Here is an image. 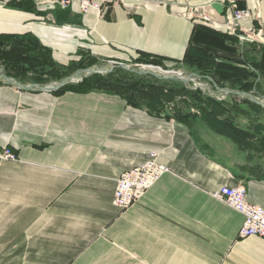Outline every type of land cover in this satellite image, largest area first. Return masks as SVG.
Returning <instances> with one entry per match:
<instances>
[{
	"label": "crops",
	"instance_id": "0c3cea01",
	"mask_svg": "<svg viewBox=\"0 0 264 264\" xmlns=\"http://www.w3.org/2000/svg\"><path fill=\"white\" fill-rule=\"evenodd\" d=\"M140 1L102 14L81 10L78 0L67 8L0 0V33L32 34L61 64L96 56L138 65L126 63L137 50L182 58L194 24L176 13L186 3H211L218 14L227 7L226 0L124 7ZM237 5L256 15L241 24L264 35V0ZM2 75L0 147L18 160L0 164V264H264V241L238 238L242 214L214 196L242 185L247 201L264 209V169L251 166L255 156L199 119L183 122L104 91L54 94L59 84L44 89ZM212 86L218 99L264 102ZM151 152L167 172L132 206H114L117 177Z\"/></svg>",
	"mask_w": 264,
	"mask_h": 264
},
{
	"label": "trees",
	"instance_id": "16d2710c",
	"mask_svg": "<svg viewBox=\"0 0 264 264\" xmlns=\"http://www.w3.org/2000/svg\"><path fill=\"white\" fill-rule=\"evenodd\" d=\"M27 1L30 0H9L8 4L25 6ZM110 6L109 3L104 5L101 13L109 10ZM193 23L181 59L137 50L126 63L152 64L165 69L185 67L218 88L228 87L246 94L264 96V45L254 42L244 47V44H239L236 35L223 28ZM100 61V57L83 56L61 64L54 60L50 49L40 44L32 34L0 33L2 71L6 77L20 82L44 84L48 81H62L76 71L90 68ZM66 91H104L121 96L131 105H150L145 99L163 97L169 100L179 97L178 102L183 107L167 112V117L183 122L202 120L211 130L230 139L239 149L255 154L264 152V106L251 98L237 99L228 95L218 99L199 89L189 90L170 78L138 74L121 67L78 77L53 92L61 94ZM238 117L246 120L245 126L238 124Z\"/></svg>",
	"mask_w": 264,
	"mask_h": 264
},
{
	"label": "built area",
	"instance_id": "2783aa9c",
	"mask_svg": "<svg viewBox=\"0 0 264 264\" xmlns=\"http://www.w3.org/2000/svg\"><path fill=\"white\" fill-rule=\"evenodd\" d=\"M9 0H2L6 3ZM40 1V0H37ZM74 0H50L51 3L61 8H67ZM238 0H226V12L218 14L211 3L202 5H191L186 3L176 13L193 22H200L214 28H223L228 33L237 36L239 44L258 43L264 45V35L254 26L244 27L241 20L256 17L248 8H239ZM81 10L93 8L101 12L104 5H123V0H78ZM160 1L141 0L137 4L125 5L128 10H136L139 7L151 8ZM16 153L8 146L0 147V164L2 161H17ZM168 167L156 161V153L151 152L149 159L129 170L124 171L116 179V187L113 194L112 204L118 208L126 209L132 206L146 190L153 185L159 177L167 172ZM214 196L232 207L243 216V221L237 231L240 239L255 236L264 241V209L252 204L246 199V190L242 185L234 187L224 185L215 192Z\"/></svg>",
	"mask_w": 264,
	"mask_h": 264
},
{
	"label": "rangeland",
	"instance_id": "374dc122",
	"mask_svg": "<svg viewBox=\"0 0 264 264\" xmlns=\"http://www.w3.org/2000/svg\"><path fill=\"white\" fill-rule=\"evenodd\" d=\"M147 65H152V64H138V65H128L129 69L135 73L138 74H153L157 77H162V78H166L163 77L165 75V73L163 71H176L179 72L184 78L187 77L188 80L183 81L179 78H175L172 77V74H168L167 78H170L172 80H176L178 82H180L181 85L186 86L189 90H194V89H199L201 90V92H203L206 95H210L216 98L215 95L216 94L215 90L213 89V86L211 84V82L208 79H204V78H199L195 73H193L191 70L186 69L184 67L183 70H179L177 67H170L168 69L162 68L161 66H157V65H153V66H157L159 67L161 70L159 69H155V68H149L146 67ZM1 64H0V74H4L1 68ZM90 68H110V63L109 62H98L97 64L93 65ZM105 73V72H103ZM87 72H82L79 77L85 76L87 75ZM73 75V74H71ZM13 79V78H12ZM1 80V79H0ZM15 81H18L16 79H14ZM20 82V81H18ZM25 82H29V81H25ZM22 82V83H25ZM61 81H48L44 84H39L41 86H56L57 84H59ZM67 82H72V81H67ZM179 97H176L175 99L171 98L169 100H167L166 98L160 97V98H154V99H145L144 101H146V103H150L151 105H154V107H158L160 109L163 110H167L168 112H173L175 109L179 108L180 106H182V104L180 102H178ZM183 107V106H182ZM181 107V108H182ZM192 111L194 110L193 108L191 109ZM262 120L264 121V117L262 116ZM236 121H238V124L242 126L246 125V120L242 117H238V119H236ZM249 155L251 156H255V157H250V164L251 166H261L264 169V152L262 154H255L253 152L249 153ZM255 158V159H253ZM255 161V162H253ZM258 172H262L260 170V168L258 167Z\"/></svg>",
	"mask_w": 264,
	"mask_h": 264
},
{
	"label": "water",
	"instance_id": "95a60500",
	"mask_svg": "<svg viewBox=\"0 0 264 264\" xmlns=\"http://www.w3.org/2000/svg\"><path fill=\"white\" fill-rule=\"evenodd\" d=\"M110 68H86V69H82V70H78L76 71L73 75L67 77V78H64L60 83L59 85H57V87L65 84L68 80L69 81H75L76 79H78L79 75L82 73V72H87L88 74L89 73H103V72H109L110 70H112V68L114 67H121V68H124V69H129L128 65L123 63V62H119V61H110ZM146 67H149V68H155V69H159L162 71V69H160L159 67L157 66H153V65H147ZM165 73V75L163 77H168L167 75L168 74H172V77H175V78H179L183 81H186L188 80L187 77H183L179 72H176V71H163ZM2 77L4 79H6L7 81H11L8 77H6L5 75H2ZM44 89H49V88H54V87H49V86H45V87H42ZM262 106H264V102H259Z\"/></svg>",
	"mask_w": 264,
	"mask_h": 264
},
{
	"label": "bare ground",
	"instance_id": "6f19581e",
	"mask_svg": "<svg viewBox=\"0 0 264 264\" xmlns=\"http://www.w3.org/2000/svg\"><path fill=\"white\" fill-rule=\"evenodd\" d=\"M10 19V18H9Z\"/></svg>",
	"mask_w": 264,
	"mask_h": 264
}]
</instances>
